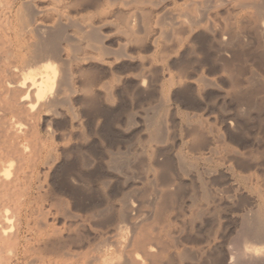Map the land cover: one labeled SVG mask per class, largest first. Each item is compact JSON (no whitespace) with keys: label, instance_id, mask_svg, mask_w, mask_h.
I'll use <instances>...</instances> for the list:
<instances>
[{"label":"bare ground","instance_id":"6f19581e","mask_svg":"<svg viewBox=\"0 0 264 264\" xmlns=\"http://www.w3.org/2000/svg\"><path fill=\"white\" fill-rule=\"evenodd\" d=\"M129 93L141 151L91 161ZM222 206L264 263V0H0V264H208Z\"/></svg>","mask_w":264,"mask_h":264},{"label":"rangeland","instance_id":"374dc122","mask_svg":"<svg viewBox=\"0 0 264 264\" xmlns=\"http://www.w3.org/2000/svg\"><path fill=\"white\" fill-rule=\"evenodd\" d=\"M120 98L123 101H125V102L129 101L130 103L129 102L126 103V107H122V109L120 108V110L119 109H113V108L107 109L105 107H101V108L97 109L96 111H94L93 112L94 114L92 113V115H90V116H87V117L82 116L81 117L82 124L80 126L81 129L78 128V133H79L78 136L86 138V139H90L94 142V147H93L92 151L86 152L87 157H89V159H91V161L92 160L97 161L96 158L98 157V155L100 153L105 154L107 151L109 153L110 152L115 153L116 151H118L122 154V158H124V157L128 158L129 155H130L129 158H131L132 155L137 153L139 148L141 149L142 143L146 140V133L143 131H141V132L138 131V127H136V126H138L137 122H139V117L143 116L141 114L149 113V115L151 116L152 113L154 114V113L158 112L156 108L158 107V105H160L159 102H160L161 97L159 96L158 93H155V94H152L149 96H147V95L143 96L142 95L139 97L129 93V94H123ZM133 100H135V101H133ZM148 104H149V106H148ZM127 105H129V106H127ZM132 105H133V107H131ZM181 110H182V112H185L184 109L181 108ZM126 121H127V124H126ZM128 121H131V122L134 121L133 122L134 125L128 124L129 123ZM169 126L171 127V128H169V134H170L169 138H171L177 134L179 128H178V126H173L171 124H169ZM113 133H114V135H113ZM172 134H174V135H172ZM111 142L114 143L113 146H110ZM127 142L129 145L127 144ZM135 142H137L138 144H136ZM131 144L134 145V148ZM125 146L126 147L128 146V148H125ZM140 149H139V151H141ZM73 162H75V163H73L74 165L73 164L71 165L72 168L74 170H77V169L79 170V167L77 168V165H78L77 160L73 161ZM74 166H76L77 169H75ZM94 185H96V184H94ZM226 194L227 193L225 191L224 196H228V194L227 195ZM246 208L248 209L247 205L245 206V204H244L240 207V210L245 211V210H247ZM232 212L233 211L231 208H229V207L227 208V206H222L221 209L219 210V214L217 217L218 221L220 223V227L217 229L216 223H209L208 225H204L198 233L196 232V235L198 234L199 236H206L207 235L210 237V236H213L214 234H216L219 237V242L221 244L219 243L216 246V248H215L216 251L213 250L212 254L210 255L213 257L209 256V261H208L209 263L208 264H212V260L216 256H220V258H221V261L219 262V264L220 263L224 264L225 262H228L230 260L229 258H231V257L233 258L232 259L233 264H247V262H244L242 259L237 258V256H236V254H238L237 249L240 248L241 245H243V244L248 245V246H257L258 245L257 247L263 245V244L258 243L256 241H253L251 239H250L251 241H249V242H248L249 239L247 241L243 240L241 234H238V231L240 232L239 225L234 223L232 221V219L230 218V215L233 214ZM225 247H227L228 249H226ZM232 247H234L233 251L230 250ZM222 248H224V249H222ZM219 249H220V251H219ZM228 251L230 254L235 253V255L227 254ZM224 252H226V253H224ZM248 264H264V263H254L253 262V263H248Z\"/></svg>","mask_w":264,"mask_h":264}]
</instances>
